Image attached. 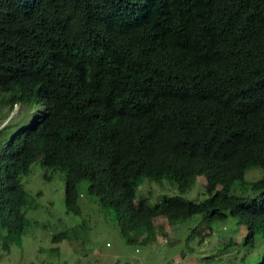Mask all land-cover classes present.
I'll return each mask as SVG.
<instances>
[{
  "label": "trees",
  "instance_id": "obj_1",
  "mask_svg": "<svg viewBox=\"0 0 264 264\" xmlns=\"http://www.w3.org/2000/svg\"><path fill=\"white\" fill-rule=\"evenodd\" d=\"M0 95L43 103L0 148L4 251L29 225L22 177L36 161L65 173L67 213L88 180L127 242L154 239L159 216H234L245 244L264 237V0H0ZM251 167L257 194H231ZM199 176L209 197L184 198ZM142 179L181 195L137 201Z\"/></svg>",
  "mask_w": 264,
  "mask_h": 264
},
{
  "label": "rangeland",
  "instance_id": "obj_2",
  "mask_svg": "<svg viewBox=\"0 0 264 264\" xmlns=\"http://www.w3.org/2000/svg\"><path fill=\"white\" fill-rule=\"evenodd\" d=\"M1 98L2 95L0 103ZM42 107L40 99L12 109L0 104V148L14 132L30 125ZM64 175V172L36 161L29 173L22 177L29 199L24 211L29 225L20 239L13 238L9 252L0 244V264H159L164 261H177L176 264H258L264 258L263 234L257 231L254 243L245 244L246 226L234 216L199 225L201 215L172 223L159 216L153 221L154 239L141 242L145 233H134L135 240L127 242L118 229L113 209L102 208L97 198L87 193L88 180L79 183L80 214L66 212ZM261 177L262 170L251 167L242 182L233 184L230 193L254 197L257 191L251 188V183ZM163 195L181 194L176 184L166 180L157 183L142 179L136 200L144 197L153 204ZM182 196L195 202L208 198L204 178L197 177ZM61 232L68 234L69 238L53 242V235ZM228 243L230 245L222 251L223 245Z\"/></svg>",
  "mask_w": 264,
  "mask_h": 264
},
{
  "label": "built area",
  "instance_id": "obj_3",
  "mask_svg": "<svg viewBox=\"0 0 264 264\" xmlns=\"http://www.w3.org/2000/svg\"><path fill=\"white\" fill-rule=\"evenodd\" d=\"M159 264H175V263L171 262V261H166V262H162V263H159Z\"/></svg>",
  "mask_w": 264,
  "mask_h": 264
},
{
  "label": "clouds",
  "instance_id": "obj_4",
  "mask_svg": "<svg viewBox=\"0 0 264 264\" xmlns=\"http://www.w3.org/2000/svg\"><path fill=\"white\" fill-rule=\"evenodd\" d=\"M16 105H20V104H15L13 107H15ZM11 109H12V108H11ZM41 109H42V108H41ZM41 109H40V110H41ZM40 110H39V111H40ZM39 111H38V112H39ZM37 114H38V113H37ZM37 114H36V115H37ZM36 115H35V116H36ZM33 119H34V118H33ZM164 262H166V261H164ZM171 262H174L175 264L177 263V261H171ZM161 263H162V262H161Z\"/></svg>",
  "mask_w": 264,
  "mask_h": 264
}]
</instances>
